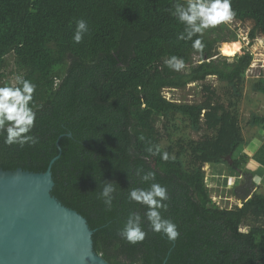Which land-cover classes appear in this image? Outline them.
Returning a JSON list of instances; mask_svg holds the SVG:
<instances>
[{
	"label": "trees",
	"instance_id": "16d2710c",
	"mask_svg": "<svg viewBox=\"0 0 264 264\" xmlns=\"http://www.w3.org/2000/svg\"><path fill=\"white\" fill-rule=\"evenodd\" d=\"M177 3L187 0H0V86L11 83L3 69L13 54L19 74L36 85L30 106L38 138L34 145L9 146L0 134V169L42 172L60 152L51 166V193L86 218L94 250L110 264H264V194L219 207L203 169L228 163V155L231 169H243L246 154L235 157L245 145L236 107L253 55L246 51L232 61L219 55L222 42L237 41L222 35L224 23L205 30L202 53L179 40L185 26L173 14ZM232 9L234 19L254 21L252 38L255 31L264 34V0H232ZM79 18L89 31L76 44ZM173 55L184 59V70L164 63ZM208 76L225 82L235 97L222 101L208 83L200 102H175L162 93ZM253 89L264 97V78ZM178 118L205 134L173 140L168 123ZM249 123L264 126V114H252ZM149 147L170 158L150 154ZM136 169L154 172L155 180L141 182ZM105 181L117 184L111 209L98 199ZM153 182L167 188L161 211L178 227L174 241L153 232L146 206L128 199L132 188ZM130 212L142 217L147 236L141 242L119 235ZM250 218L254 223L242 231Z\"/></svg>",
	"mask_w": 264,
	"mask_h": 264
},
{
	"label": "water",
	"instance_id": "95a60500",
	"mask_svg": "<svg viewBox=\"0 0 264 264\" xmlns=\"http://www.w3.org/2000/svg\"><path fill=\"white\" fill-rule=\"evenodd\" d=\"M59 157L42 172L0 169V264H110L94 250L86 218L51 193V166ZM226 160L233 163L231 155ZM234 169L243 177L233 189L242 206L257 184L252 172Z\"/></svg>",
	"mask_w": 264,
	"mask_h": 264
},
{
	"label": "clouds",
	"instance_id": "9594fccd",
	"mask_svg": "<svg viewBox=\"0 0 264 264\" xmlns=\"http://www.w3.org/2000/svg\"><path fill=\"white\" fill-rule=\"evenodd\" d=\"M173 14L185 26L184 32L177 38L192 41L193 49L201 53L205 47L201 39L205 30L231 21L235 16L232 0H187L186 6L175 4ZM88 31V22L83 18L77 19L73 42L81 43ZM194 36L197 38L193 40ZM164 63L176 72L186 68L184 59L175 55L170 56ZM35 91L36 85L19 74L15 75L11 83L0 86V134H4L5 145L23 147L25 144L34 145L38 142V138L32 134L37 113L30 106ZM140 139L143 140L144 137L141 136ZM147 151L152 155L160 154L164 161L170 158L167 152L161 153L159 147L155 150L149 147ZM136 175L140 177L141 182L155 180V173L152 171L136 169ZM116 185L115 182L105 181L98 194V199H102L108 209L113 206ZM128 199L146 206L145 218L153 232L162 233L173 241L178 238L180 233L176 223L162 215L161 210L167 209L165 201L169 199L165 186L153 182L147 188H132L128 193ZM119 235L130 243L143 241L147 232L142 225L141 215L130 212L119 230Z\"/></svg>",
	"mask_w": 264,
	"mask_h": 264
},
{
	"label": "rangeland",
	"instance_id": "374dc122",
	"mask_svg": "<svg viewBox=\"0 0 264 264\" xmlns=\"http://www.w3.org/2000/svg\"><path fill=\"white\" fill-rule=\"evenodd\" d=\"M220 25L221 24H219L218 27H221ZM224 25L221 32L222 35L225 38L235 36L237 41L242 43L241 52L228 57L229 61H232L237 55H241L246 51H249L253 55L252 62L245 73V82L241 90V95L237 101L236 108L245 145L242 147L241 151L236 153L235 157L246 154V160L243 162L242 168L246 171H253L254 175L256 174L255 172L261 171V173L259 172V176L255 175L254 179L257 184L256 192L264 194V126L251 125L249 123L252 114H264L263 94L253 89V84L258 79L264 78V34L255 31L254 37L252 38L250 36V31L254 27V21L251 19L240 21L233 18L231 21L224 22ZM219 48V55L224 56L220 53ZM3 71L6 79H9L10 82L13 81L15 75L19 74L13 54L6 56ZM21 73L20 71L19 75H21ZM202 83L212 85L217 91V94L222 98V101L227 102L229 98L235 97L232 89L230 90L226 83L217 79L216 76H208L203 82L188 83L184 88H164L162 93L167 99L175 102H200L205 96ZM168 125L173 140H176L178 137L199 139L205 134L204 130H192L187 123L180 118L168 123ZM173 125L178 127L175 129ZM158 126L163 133L161 145L164 147L168 141L165 137L166 134L162 130V121L158 122ZM203 169L205 171V184L209 188L212 201L219 207L232 208L236 205L239 206L240 201L234 197L233 189L237 184L243 181L242 175L231 169L228 163H205ZM253 223V219H248L246 223L241 226V230L248 231L250 225Z\"/></svg>",
	"mask_w": 264,
	"mask_h": 264
},
{
	"label": "bare ground",
	"instance_id": "6f19581e",
	"mask_svg": "<svg viewBox=\"0 0 264 264\" xmlns=\"http://www.w3.org/2000/svg\"><path fill=\"white\" fill-rule=\"evenodd\" d=\"M242 43L240 41L223 42L220 45V53L224 56L231 57L241 52Z\"/></svg>",
	"mask_w": 264,
	"mask_h": 264
},
{
	"label": "crops",
	"instance_id": "0c3cea01",
	"mask_svg": "<svg viewBox=\"0 0 264 264\" xmlns=\"http://www.w3.org/2000/svg\"><path fill=\"white\" fill-rule=\"evenodd\" d=\"M259 172L261 173V171H260V170H259ZM259 172H255V173H256L255 175H257V173H258V175H259V174H260ZM253 174H254V173H253ZM255 175H254V176H255ZM260 177H261V176H260Z\"/></svg>",
	"mask_w": 264,
	"mask_h": 264
}]
</instances>
